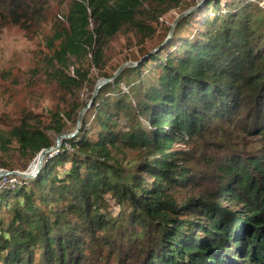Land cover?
<instances>
[{
	"label": "trees",
	"instance_id": "obj_1",
	"mask_svg": "<svg viewBox=\"0 0 264 264\" xmlns=\"http://www.w3.org/2000/svg\"><path fill=\"white\" fill-rule=\"evenodd\" d=\"M183 1L72 0L47 44V83L66 98L47 118L26 112L2 129L0 149L14 143L30 159L54 147L86 107L82 62L91 54L100 69L111 39L150 38ZM206 1L212 13L180 18L163 47L98 89L34 179L7 185L4 264H264V6ZM37 6L0 0V25L28 29ZM191 19L194 34L181 36ZM190 154L207 185L189 174Z\"/></svg>",
	"mask_w": 264,
	"mask_h": 264
},
{
	"label": "rangeland",
	"instance_id": "obj_2",
	"mask_svg": "<svg viewBox=\"0 0 264 264\" xmlns=\"http://www.w3.org/2000/svg\"><path fill=\"white\" fill-rule=\"evenodd\" d=\"M71 1L37 0L38 6L34 19L28 29H21L13 25L3 27L0 25V131L11 124L17 123L21 115L26 112L47 118L50 112L55 111L58 105H62L64 102L66 98L64 92L47 83L49 79H46V61L51 55L47 50V44L57 24L64 25L59 17L66 14ZM257 1L256 3L260 6H264V0ZM197 2L198 0H184L179 8L162 14L156 24L152 22L155 33L150 38L143 39L146 36L133 30L119 33L106 44L103 65L100 69L90 65L92 60L90 54L82 62L83 68L88 72L89 82L81 88L79 102L86 103V107L92 105V85L94 83L96 85L100 79L105 78L101 74H114L119 66L127 62L138 64L142 62L140 60L149 58L152 53L158 51L161 46L163 47L175 18L191 9ZM222 2L223 0H220L219 6L224 9ZM214 8V5H208V2L204 1L198 7L199 11L194 17L202 18L208 12L212 13ZM92 28L93 22L90 20V29ZM196 28L195 19H191L190 26L181 36L194 34ZM135 57H140L138 62L134 60ZM75 68L76 66L70 67V75H73L72 71ZM47 125L48 123L45 124V126ZM76 126L77 121L75 119L68 121L66 128L70 129L71 132L68 131L67 134H73ZM215 142L216 144L221 143L222 139L217 138ZM180 149L189 153V149L184 145H181ZM18 151V146L14 143L7 151L0 149V171L27 173L34 166L36 157L29 159ZM190 155L191 157L185 165L189 174L194 179L207 185L210 179V171L204 166L203 162L198 160V155ZM192 156H196V158L192 159ZM196 162L200 164L196 165ZM31 179L34 178L28 179L16 175L0 177V195L5 189H13V186L7 185L22 184L23 186L26 183L24 180ZM178 194L181 197H187L185 190L180 191ZM219 254L220 252L217 255ZM4 256L5 254H0V264H4Z\"/></svg>",
	"mask_w": 264,
	"mask_h": 264
},
{
	"label": "water",
	"instance_id": "obj_3",
	"mask_svg": "<svg viewBox=\"0 0 264 264\" xmlns=\"http://www.w3.org/2000/svg\"><path fill=\"white\" fill-rule=\"evenodd\" d=\"M204 1H206V0H198V2L195 4V6H193L191 9H188L187 11L181 13L180 15H178L175 18L166 40H168L171 37L172 31L174 29V26H175L176 22L180 18H183V17L187 16L188 14L192 13L193 11H195ZM140 61H142V60H140ZM136 65H137V63H132V62L124 63L121 66H119V68L115 71V73L113 74V76L110 79H108V78L100 79V81H98L97 84L94 87V91L92 93L91 102H93V100H94L99 88H101L103 85L107 84L108 82H111L125 67H135ZM89 107H90V105H88L86 108H84L83 110H81L78 113L77 126H76V130H75V132L73 134H63V135L58 136L56 138V140H55V146L54 147H51V148H48V149H43V150L40 151V153H38V155L34 159V160L37 159V165H36L35 169L33 170V172L26 174V173H19V172L0 171V177H5V176H9V175H16V176H19V177H22V178H28V179L29 178H34L38 174V172L41 170L42 161L44 160V157H46L47 155H50L52 152L58 150L60 148L62 140L68 139V138H72L73 136H75L78 133L79 124H80V121L82 119V115L84 114V111L87 108H89Z\"/></svg>",
	"mask_w": 264,
	"mask_h": 264
},
{
	"label": "bare ground",
	"instance_id": "obj_4",
	"mask_svg": "<svg viewBox=\"0 0 264 264\" xmlns=\"http://www.w3.org/2000/svg\"><path fill=\"white\" fill-rule=\"evenodd\" d=\"M36 165H37V159H36V162H35L34 166L26 174L33 172V170L35 169Z\"/></svg>",
	"mask_w": 264,
	"mask_h": 264
},
{
	"label": "built area",
	"instance_id": "obj_5",
	"mask_svg": "<svg viewBox=\"0 0 264 264\" xmlns=\"http://www.w3.org/2000/svg\"><path fill=\"white\" fill-rule=\"evenodd\" d=\"M57 151H55L53 154H55ZM13 181H15V180H13ZM10 185H15V184H10Z\"/></svg>",
	"mask_w": 264,
	"mask_h": 264
},
{
	"label": "clouds",
	"instance_id": "obj_6",
	"mask_svg": "<svg viewBox=\"0 0 264 264\" xmlns=\"http://www.w3.org/2000/svg\"><path fill=\"white\" fill-rule=\"evenodd\" d=\"M55 152V151H54ZM10 176V175H9ZM36 177V176H35Z\"/></svg>",
	"mask_w": 264,
	"mask_h": 264
}]
</instances>
